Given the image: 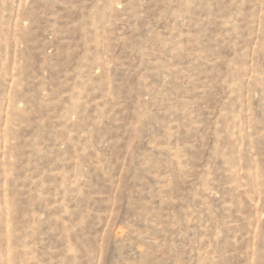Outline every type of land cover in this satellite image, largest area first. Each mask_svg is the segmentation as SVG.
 <instances>
[{"label":"rangeland","instance_id":"374dc122","mask_svg":"<svg viewBox=\"0 0 264 264\" xmlns=\"http://www.w3.org/2000/svg\"><path fill=\"white\" fill-rule=\"evenodd\" d=\"M0 264H264V0H0Z\"/></svg>","mask_w":264,"mask_h":264}]
</instances>
